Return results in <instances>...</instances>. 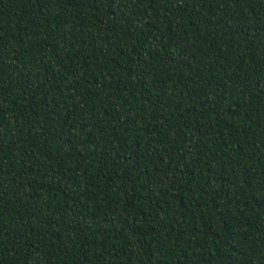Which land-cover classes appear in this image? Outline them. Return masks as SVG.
Returning a JSON list of instances; mask_svg holds the SVG:
<instances>
[{"label": "trees", "instance_id": "16d2710c", "mask_svg": "<svg viewBox=\"0 0 264 264\" xmlns=\"http://www.w3.org/2000/svg\"><path fill=\"white\" fill-rule=\"evenodd\" d=\"M0 264H264V0H0Z\"/></svg>", "mask_w": 264, "mask_h": 264}]
</instances>
